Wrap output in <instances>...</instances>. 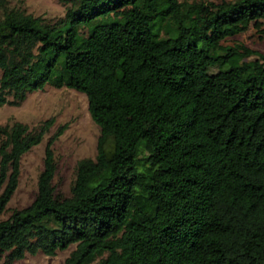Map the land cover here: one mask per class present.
Wrapping results in <instances>:
<instances>
[{
    "label": "trees",
    "instance_id": "1",
    "mask_svg": "<svg viewBox=\"0 0 264 264\" xmlns=\"http://www.w3.org/2000/svg\"><path fill=\"white\" fill-rule=\"evenodd\" d=\"M49 22L0 7V107L46 86L86 94L95 158L56 192L50 138L35 200L4 219L22 159L54 119L0 127V261L264 264V0H64Z\"/></svg>",
    "mask_w": 264,
    "mask_h": 264
},
{
    "label": "rangeland",
    "instance_id": "2",
    "mask_svg": "<svg viewBox=\"0 0 264 264\" xmlns=\"http://www.w3.org/2000/svg\"><path fill=\"white\" fill-rule=\"evenodd\" d=\"M66 6L64 0H0L1 8L19 9L49 22H57L63 18L66 15ZM239 43L264 53V32L251 25L247 31L225 41L227 45ZM50 119H54L55 122L43 142L26 153L22 159L20 184L8 205L7 212L3 215L4 219L8 218L14 210L25 208L35 200L39 188V177L45 167L48 142L60 127L67 126L65 132L53 145L57 163L54 185L58 194L63 196L70 194L78 161L83 158H95L97 155L101 128L93 121L89 112L88 98L82 92L67 87L46 86L44 89L29 92L19 106L0 107V127L19 121L35 129ZM75 247L74 245L65 251H58L54 255L44 252L28 254L25 259L15 264H65ZM0 264H3V261H0Z\"/></svg>",
    "mask_w": 264,
    "mask_h": 264
}]
</instances>
